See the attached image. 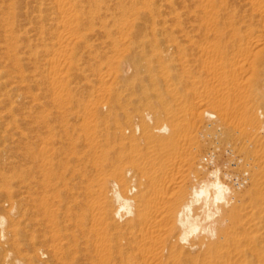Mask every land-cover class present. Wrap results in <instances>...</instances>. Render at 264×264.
<instances>
[{"label": "bare ground", "instance_id": "1", "mask_svg": "<svg viewBox=\"0 0 264 264\" xmlns=\"http://www.w3.org/2000/svg\"><path fill=\"white\" fill-rule=\"evenodd\" d=\"M55 1L64 11L75 12V5ZM157 1L144 0L134 7V17L117 6L126 22L116 25L118 16L114 29L128 40L111 74L123 89L110 90L103 131L99 119L104 113L99 111H89L98 124L96 119L95 124H82L84 139L95 144L97 170L90 189L86 182L87 192L68 195L46 177L37 179L30 132L18 131L16 188L8 193L16 198V215L6 230L0 217V236L5 238L0 243L11 247L3 256L0 245V264H264V0L220 2L227 27L225 34L221 31L223 43L219 41L223 56L208 68L218 81L198 99L196 107L204 104V109L189 113H201L200 119L208 122L197 127L195 134L202 140L189 134V120H180L193 91L177 96L164 72L175 66L171 53L179 51L178 44H164L161 60L157 47L163 40L155 35L163 30L137 20L140 14L151 15ZM100 2L93 5L97 11ZM97 77L103 85L104 76ZM142 110L146 121L135 120L139 137L121 141V128L119 135L116 127ZM99 132L101 139L96 137ZM201 147L205 153L197 157ZM220 148L228 155L226 166L209 170ZM125 160L129 166H122Z\"/></svg>", "mask_w": 264, "mask_h": 264}, {"label": "rangeland", "instance_id": "2", "mask_svg": "<svg viewBox=\"0 0 264 264\" xmlns=\"http://www.w3.org/2000/svg\"><path fill=\"white\" fill-rule=\"evenodd\" d=\"M96 1L102 2L98 11L96 6L93 7ZM168 1L171 2L170 6H166L164 0H158L152 6L151 15L140 14L137 20L163 30L161 34L155 35L156 38L163 40L162 46L157 47L161 53V60L165 58L162 56L165 54L162 49L171 42L170 40L178 44L179 47L176 49L182 53L179 54V51L175 55L171 53L175 58V66L164 68V72L169 79L170 87L175 88L177 96L180 97L187 90L194 92L186 100L188 103L185 102L186 108H189L188 112L180 113L182 116L180 114L179 116L180 120L183 119L182 122L189 120L188 125L191 126L189 134L195 135V140L197 138L202 140L195 133L208 122L200 119L203 118L201 113L199 116L189 113L193 109V112L198 114L201 108L204 109V104L202 106L197 104L196 107V103L205 97V92L209 89L211 91L212 84L218 81L208 68L212 69L210 64H219L222 59L223 54L220 52L224 48L220 44L223 43L221 40H224V31H227L226 19L223 18L224 15L222 16L221 0ZM62 2L75 5V12L70 14V11H64L55 0H0V217L6 220L3 227L5 230L8 229L10 219L16 215V198L8 193L16 188L18 131L30 132L29 142L31 151L34 152L33 160L36 161L35 164L37 163V167L35 165L37 170L34 169L36 171L33 175L37 176V179L46 177L45 180L56 184L62 193L79 197L84 194L83 191L87 192L84 187L88 183L89 187L90 181L95 179L96 158L94 154L92 155L95 144L88 141L87 143L84 139L83 125L87 121L90 125L95 124L98 118L89 114V111L90 113L99 111L104 113L99 119V129L103 131L107 127L105 120L111 104L110 90L123 89L111 74L114 71L111 66L122 57L128 40L124 33L114 29L116 25L122 26L126 22L125 18L118 15L120 9L117 6L122 5L123 10H129L132 16V11L136 9L134 7L142 6L144 0H138L136 5L131 4L129 0H62ZM111 12L115 13L116 17ZM75 14H78L79 20H76ZM62 16H65L66 21L62 20ZM134 19L137 21L136 16ZM76 21L79 28L75 27ZM218 35L221 37L217 38ZM112 43L116 44V47ZM99 73L106 79L105 83L102 82L103 85L97 77ZM163 89L162 87L160 92H163ZM205 104L214 111L213 104L206 102ZM83 106L86 111L83 110L85 109ZM145 112L146 110H142L139 115L133 114L135 119L132 117L133 120L128 124L123 123L116 127V133H119L121 128L122 134L119 135L124 138L117 139L114 142L115 146H118L119 140L129 141L139 137L135 126L141 119L146 121L143 114ZM102 133L96 134L97 139L103 138L100 135ZM187 144L181 143L185 147ZM90 145H93V148ZM201 148L197 157L205 153L204 148ZM25 151L27 152V146L24 147ZM216 152L214 165L213 167L210 165L209 170H222L226 166L227 153L223 148ZM125 161L127 165L124 162L122 166H129L130 163ZM170 163L171 161L168 165ZM155 168L156 166L149 167L147 170L153 172ZM167 174L171 176L170 173ZM11 205L14 207L12 212L9 211ZM1 241H5L2 236ZM25 242L28 243V239ZM0 245L3 247L4 256L11 247L3 243ZM11 257L13 263L14 257L13 255Z\"/></svg>", "mask_w": 264, "mask_h": 264}]
</instances>
